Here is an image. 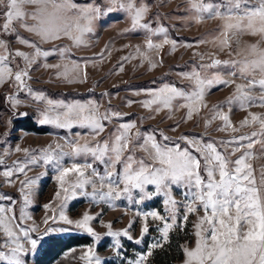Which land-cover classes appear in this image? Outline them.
Wrapping results in <instances>:
<instances>
[{"label": "snow or ice", "instance_id": "snow-or-ice-1", "mask_svg": "<svg viewBox=\"0 0 264 264\" xmlns=\"http://www.w3.org/2000/svg\"><path fill=\"white\" fill-rule=\"evenodd\" d=\"M106 2L108 7L102 11L103 6L94 0L86 5H79L74 0H0V20L3 21L0 23V86L11 81L17 93L27 92L32 99L42 102L41 124L67 130L70 134L75 128L86 129L95 141L92 143L76 133L75 139L65 138L64 144L49 145L34 152L23 149L28 159L7 167L3 176L11 183L14 173H22L27 177L26 169L30 170V165L51 166L56 172L55 179L60 190L65 193L58 217L53 215L51 219L83 230L97 241L100 237L91 226L95 217L86 213L81 219L72 220L65 214L67 202L77 195L76 189L89 195L86 188L90 186V198L94 203H106L113 207L114 202L122 198L131 202L134 192L139 195L140 201L151 199L153 193L148 192V187L154 186V193L165 197L168 217L155 211L144 213L145 223L141 238L135 241L137 244L149 231V216L163 222L158 231L163 243H167L170 230L177 224V201L171 194L173 186H176L182 190L181 195L184 197L185 223L189 214L203 212L194 225L195 247L190 249L182 246L184 264H264V165L254 168L252 163L253 160L264 158V115L249 112L248 117L236 127L224 111L226 105L230 112L233 103L245 111L251 106L264 108V0H222L216 4L205 0H189L197 23L206 19L220 21L212 39L198 41L197 45L212 43L219 52L228 51L231 57L234 55L232 45L235 43V56L242 58L222 61L213 53L208 57V63L200 64L191 72L179 74L182 79L191 82L187 89L165 83L156 90L146 92L148 98L140 101L141 106L154 113L150 119L165 110L171 119L174 111L185 109L186 122L208 108L206 95L212 87L218 84L234 86L233 95L225 104L211 109L210 116L205 119L206 127L219 120L221 124L217 131L220 132L237 133L252 126H257V130L219 141L181 135L180 142L157 129L141 132L134 121L121 122L124 114L118 109L109 107L101 111L102 105L96 100L53 101L43 92H34L29 86L30 72L38 63L45 70H55L54 78L67 84L86 82L88 61L73 59V48L86 46L85 35L93 31V22L105 12L119 10L130 20V31L139 29L149 33L146 37L147 51L137 48L136 52L152 68L157 64L149 55L151 51H159L168 44L173 50L177 47V41L169 38L167 27L161 25L153 28L143 23L150 11V6L144 0H140L139 4L137 0ZM29 8L33 10L28 11ZM16 24L37 37V40L20 36ZM245 35L260 39L257 43L241 47L240 38ZM6 36H14L17 43L33 51H13L4 38ZM152 36L162 37L161 42L154 43ZM65 38L71 42L70 46L52 50L41 47L45 43ZM53 55H57L60 60L54 65L47 62ZM100 55L103 56V53ZM197 55L201 60L205 59V54ZM17 58L23 63H16ZM124 59L128 60L129 57ZM221 68L230 69L227 79L219 71ZM120 71H123L122 67ZM237 80L242 82L237 83ZM257 89L258 97L254 95ZM7 99L14 107L21 103L15 95ZM132 103L128 101L127 106ZM113 120L119 122L118 126L107 138L98 139ZM171 130L176 131L177 128ZM257 144L260 145L258 153L253 151ZM65 147L69 150L66 151ZM14 151L18 153L22 149L16 147ZM138 152L143 155H138ZM237 153L241 155L233 160L232 157ZM10 154L11 150L8 149L0 154V166L5 165L4 156ZM81 158L82 162H77ZM66 159L71 162L66 164ZM99 166H103V171ZM73 176L75 179H70ZM35 183L36 178H26L22 182L20 191L24 207L19 217L13 207L0 206V232L5 237L0 243V264H26L25 256L29 248H25V244L30 245L31 251L37 248L38 241L31 238V233L38 229L25 228L21 223L30 219L24 209L31 203L28 189ZM56 197L61 198L60 191ZM0 199L10 200L11 197L0 195ZM45 208L50 209L51 205H45ZM104 226L109 229L108 235L116 238L119 255V238L123 236L132 240L133 237L127 229L112 231L111 224ZM161 246V241L152 243L145 255L127 260L126 264H146L152 250ZM80 259L85 260L86 264H101L91 248Z\"/></svg>", "mask_w": 264, "mask_h": 264}, {"label": "rangeland", "instance_id": "rangeland-1", "mask_svg": "<svg viewBox=\"0 0 264 264\" xmlns=\"http://www.w3.org/2000/svg\"><path fill=\"white\" fill-rule=\"evenodd\" d=\"M79 5L92 3L93 0H74ZM96 4H101L102 11L108 7L106 0H94ZM150 6L143 23L150 24L153 28L165 26L168 29L170 39L177 41V47L173 50L170 44L164 45L159 51H151L149 53L151 59L156 62L157 66L152 68L150 64L144 61L136 52L139 48L141 51L146 49V37L149 33L144 30L130 31L131 23L125 14L119 10L113 12H105L100 18L93 22V31L87 33L84 37L86 46L73 48V59L80 61H88L87 78L84 83L67 84L60 79L54 78L55 70H45L34 65L28 81L29 86L35 91L43 92L49 99L53 101L64 100L65 102L88 100H96L102 105L101 111L108 109H118L124 114L123 121H134L141 132L146 130L157 129L164 132L165 135L171 137L172 140L180 142L181 135L189 137H203L207 140H228L233 135L250 134L257 130V126L245 127L240 132L231 133L217 131L221 121L216 120L210 127H206L205 119L210 116L211 109L220 104H225L229 97L233 95L234 86L228 87L218 84L211 88L206 95L207 109H203L199 116H194L191 120L184 121L186 115L185 109L174 111L172 118L169 119L167 110L155 115L154 119H150L154 113L144 109L140 101L148 98L145 93L150 90H156L165 83L175 84L177 87L187 89L190 81L182 79L179 75L184 72H191L202 63H208V57L216 53L222 61L233 58L240 59L242 57L235 56L236 45L233 43V56L228 55V51L219 52L218 48L212 43L199 44L201 40H211L212 34L220 26L219 20L206 19L204 22L197 23L195 14L190 9L189 0H144ZM205 2L221 3L222 0H205ZM140 3V0H137ZM32 11V8L27 9ZM31 23V21H29ZM16 31L22 37L30 40H37V37L28 33L25 29L15 25ZM9 42V47L13 50H20L31 53L33 50L29 47L16 42L14 36L4 37ZM154 43H160L162 37L152 36ZM259 37L245 35L240 38L241 47L247 44H254L259 41ZM181 44L193 45L192 47L180 46ZM69 40L62 39L54 43H45L41 47L45 50H52L61 46H70ZM103 53V56L100 54ZM197 53L205 54V59L201 60ZM125 57H129L125 60ZM135 57V58H133ZM162 61V63H161ZM49 64H57L60 62L57 55L50 56L47 61ZM16 63L22 64L23 61L17 58ZM123 71H120V68ZM215 71V70H212ZM219 71L225 74L230 71L228 68H221ZM242 81L237 80V83ZM0 154L6 149L11 150L10 155L4 156L5 165L0 166V195L11 197V199H0V206L13 207L17 217L21 215L23 205V196L21 194L22 182L27 179L36 178V183L32 185L28 191L31 192V203L24 209L30 219L23 220L22 226L25 228H37L38 231L31 233V238L38 241L35 251H31L30 245L25 244V248H29V253L25 256L26 264H34L36 255L39 251L44 238L52 235H64L71 232H79L87 234L83 230L75 229L73 226L66 225L58 219L53 221L51 217H58L60 207L63 203L65 193L60 190L56 181V172L51 167H40L30 165V170L26 169L27 177L22 173H14L11 177V183L7 182V178L3 176V171L7 167L13 166L16 162L25 161L28 157L23 149H29L30 152L47 148L49 145L57 143L64 144L65 138H76V133L85 136L90 142L95 143L86 129L75 128L70 134L67 130L55 128L52 125L41 124L40 112L44 104L35 101L27 92L20 91L17 93L16 88L11 81L0 86ZM139 93V94H137ZM15 95L16 99L21 103L13 106L7 97ZM254 95L259 96V90H255ZM128 101H133L131 106H127ZM224 111L230 116L232 123L239 127L241 121L248 117L249 112L264 115V108L251 106L247 111L241 110L239 105L233 103L231 111L225 105ZM31 117L39 126L46 127V134H37L19 129L15 123V119ZM118 121L113 120L112 124L107 125L105 132L98 137L103 140L107 138L113 130L118 126ZM178 125V127H177ZM176 127V131L171 129ZM135 131V130H134ZM159 139V137H158ZM19 147L20 152L14 149ZM65 150L68 151L67 147ZM254 152L260 151V145L257 144ZM143 155V153H137ZM241 153H237L232 157L235 160ZM77 161V162H82ZM71 161L65 160L68 164ZM253 167L258 168L264 165V158L253 160ZM103 171V166H99ZM119 170V169H118ZM75 179V177H70ZM61 192V198L57 199L56 193ZM86 191L89 195H84L82 190L76 189V197L69 200L64 209L65 214L72 220H78L84 214L95 217L91 221L93 230L100 239L94 238V243L89 246L74 248L64 253L53 264H86L85 260L80 257L93 249L95 257H98L101 264H126L127 260H133L140 255H145L150 245L154 242L161 241L162 246L152 250V255L147 258L146 264H157L155 257L171 258L175 264H184L185 256L182 253L178 258V245L194 248L196 237L194 235V225L198 216H202L203 212H197L188 215L185 223L183 216L185 214L184 197L181 195L182 190L173 186L172 196L177 201V224L169 232L167 243H163L161 233L158 228L163 226V222L155 220L151 216L147 219L148 233L143 235V239L138 246L130 243H136L137 239L142 236V227L145 223L143 214L148 212H158L160 215L168 217L166 206L164 204L165 197L154 193V186L148 187V192L153 193L151 199L139 200V195L133 193V199L129 202L126 198H122L114 202L113 207H109L106 203H94L91 198V187L88 186ZM45 205H51L50 209H46ZM140 213V215H137ZM47 220V223L45 221ZM111 224L112 231L128 230L133 237L132 240L127 237H120L119 255L117 254L116 238L109 236V229L104 225ZM131 227L129 228V225ZM89 235V234H87ZM91 236V235H90ZM5 240L4 235L0 232V243ZM137 244V243H136ZM101 245V247H99ZM167 260V259H166ZM165 261V260H164Z\"/></svg>", "mask_w": 264, "mask_h": 264}, {"label": "trees", "instance_id": "trees-1", "mask_svg": "<svg viewBox=\"0 0 264 264\" xmlns=\"http://www.w3.org/2000/svg\"><path fill=\"white\" fill-rule=\"evenodd\" d=\"M3 21L0 20V23ZM2 93H0L1 96ZM15 123L21 130L27 132L37 133V134H46V127L39 126L36 124L31 117H25L21 119H15ZM94 243V238L90 235L71 232L64 235H52L44 238L43 243L41 244L39 251L36 255L34 264H53L58 260L64 253L74 248L89 246ZM134 244L135 246L138 244ZM101 247V245H99ZM178 258L181 257L183 253L182 245H178ZM167 259V260H166ZM165 260V261H164ZM157 264H175V261L171 258H161L158 255L155 257Z\"/></svg>", "mask_w": 264, "mask_h": 264}]
</instances>
